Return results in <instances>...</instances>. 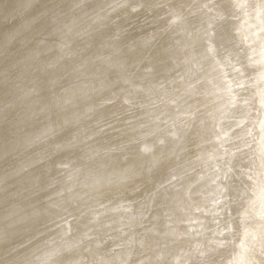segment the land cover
Listing matches in <instances>:
<instances>
[{"label": "bare ground", "instance_id": "obj_1", "mask_svg": "<svg viewBox=\"0 0 264 264\" xmlns=\"http://www.w3.org/2000/svg\"><path fill=\"white\" fill-rule=\"evenodd\" d=\"M3 107L0 264H264V0H0Z\"/></svg>", "mask_w": 264, "mask_h": 264}, {"label": "water", "instance_id": "obj_2", "mask_svg": "<svg viewBox=\"0 0 264 264\" xmlns=\"http://www.w3.org/2000/svg\"><path fill=\"white\" fill-rule=\"evenodd\" d=\"M25 22H26V21H24L23 23H21V24L15 29V31H20V30L24 29V27H26ZM20 34H21V33H20ZM9 39H10V37H9V38H5V41H3V42H4V43H7V42L9 41ZM4 43H1V44H4ZM3 109H4V107H3L2 110H0V111H3ZM0 117H1V116H0Z\"/></svg>", "mask_w": 264, "mask_h": 264}]
</instances>
